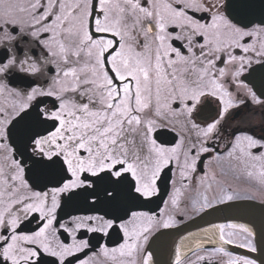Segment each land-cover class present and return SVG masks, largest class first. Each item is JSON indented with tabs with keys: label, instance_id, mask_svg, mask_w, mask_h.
Here are the masks:
<instances>
[{
	"label": "snow or ice",
	"instance_id": "obj_1",
	"mask_svg": "<svg viewBox=\"0 0 264 264\" xmlns=\"http://www.w3.org/2000/svg\"><path fill=\"white\" fill-rule=\"evenodd\" d=\"M254 127L264 0H0V264H153L162 230L264 205ZM190 252L171 264H264V228Z\"/></svg>",
	"mask_w": 264,
	"mask_h": 264
},
{
	"label": "water",
	"instance_id": "obj_2",
	"mask_svg": "<svg viewBox=\"0 0 264 264\" xmlns=\"http://www.w3.org/2000/svg\"><path fill=\"white\" fill-rule=\"evenodd\" d=\"M166 191L167 188H162L161 195L164 196ZM236 203L240 205H252L253 208L252 210H248L246 208L233 209L228 213H218L214 210H209V213H204L201 216H197L194 219H191L178 226L177 228L162 230L164 233L163 235L157 233L156 235L159 236L160 239L156 240V237H153V240H156V243H152V241L150 243V249L154 253L153 256L155 259V264H168L166 248L171 239L188 231L201 228L212 223L241 220L243 222L249 223L257 232L264 228V223H262V214L260 211L262 208H264V205H261L255 201H239ZM256 258H258V260H264V257L259 256V253H256Z\"/></svg>",
	"mask_w": 264,
	"mask_h": 264
},
{
	"label": "bare ground",
	"instance_id": "obj_3",
	"mask_svg": "<svg viewBox=\"0 0 264 264\" xmlns=\"http://www.w3.org/2000/svg\"><path fill=\"white\" fill-rule=\"evenodd\" d=\"M235 222V221H232ZM219 223H227V222H216L212 223L206 226H203L201 228H197L191 231H188L180 236L174 237L169 242V261L171 262L173 257V252L176 246L180 245L182 248V252L185 254L190 251V248L192 247V242L195 241L198 238H202L207 236L212 230L213 226L215 224ZM235 223H241V222H235ZM251 227V226H250ZM167 256V254H166ZM154 264V263H153Z\"/></svg>",
	"mask_w": 264,
	"mask_h": 264
},
{
	"label": "flooded vegetation",
	"instance_id": "obj_4",
	"mask_svg": "<svg viewBox=\"0 0 264 264\" xmlns=\"http://www.w3.org/2000/svg\"><path fill=\"white\" fill-rule=\"evenodd\" d=\"M214 107V106H213ZM208 112L209 114H211L212 112V108H209L208 109ZM259 123V113L257 112V119H256V124ZM242 130H246V131H250V132H253L255 135L257 136H260V135H264V133L261 132L260 128L259 127H254V128H251V129H242ZM165 139H171V134H168V136L165 137ZM222 147V145H221ZM165 188H167V186H165ZM166 198V197H165ZM255 202L259 203L258 200H256ZM163 205H157L156 203H152V204H149L147 208H144V209H139V210H144V211H150L152 214H156L160 211V208L162 207ZM117 214H122V210H116ZM189 221V220H187ZM185 221V222H187ZM184 222V223H185ZM235 222H241V223H247V222H243L241 220H236ZM183 224V223H182ZM249 224V223H247ZM250 225V224H249ZM102 243H106L108 246L110 247H115L117 246L119 240L117 237H110V238H104L102 241ZM151 242V241H150ZM149 242V243H150ZM95 241H93V246L95 247ZM206 247L209 249V251L211 250L212 247H214V245H206ZM168 250H169V246H168ZM233 250L236 254H242L244 252V250L242 249H231ZM83 255V254H81ZM185 255H191V252L185 254ZM254 254H252L253 256ZM153 263H154V259H153Z\"/></svg>",
	"mask_w": 264,
	"mask_h": 264
}]
</instances>
